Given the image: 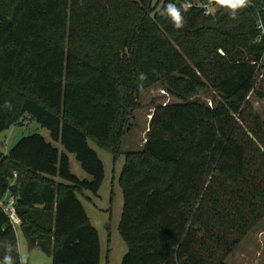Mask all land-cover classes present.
Masks as SVG:
<instances>
[{
    "label": "trees",
    "instance_id": "16d2710c",
    "mask_svg": "<svg viewBox=\"0 0 264 264\" xmlns=\"http://www.w3.org/2000/svg\"><path fill=\"white\" fill-rule=\"evenodd\" d=\"M168 3L182 28L162 15ZM212 3L214 14L210 0H0V133L35 120L91 176L79 180L40 134L0 154V200L15 198L26 237L53 264L101 262L80 199L105 177L89 141L124 156L121 264H225L264 218V124L248 100L264 0L235 18ZM157 83L180 101L156 106L142 149L122 153L139 97ZM207 86L219 95L212 106L193 99ZM6 257L22 264L0 207Z\"/></svg>",
    "mask_w": 264,
    "mask_h": 264
},
{
    "label": "rangeland",
    "instance_id": "374dc122",
    "mask_svg": "<svg viewBox=\"0 0 264 264\" xmlns=\"http://www.w3.org/2000/svg\"><path fill=\"white\" fill-rule=\"evenodd\" d=\"M199 3V0H194ZM207 11L214 14L215 8L209 6ZM255 86L249 95V104L264 124V64L259 67ZM213 98L219 95L210 87L202 89L193 99L213 105ZM180 100L157 83L145 90L139 97V108L133 113L129 130L123 138L122 153L136 152L142 149L146 139L151 115L156 106L166 103H178ZM32 134H40L52 143L59 152L68 155L70 171L79 180H91L75 155L68 153L60 142L53 141L48 129L38 122L28 119L0 133V154L8 151L22 138ZM91 148L97 153L104 165L105 177L97 195L85 191L86 198L80 197L86 213L97 229L101 244L100 264H121L127 252V245L119 231L123 210V190L119 178L124 164V156L114 159L106 149L89 141ZM61 182V180L59 181ZM20 260L22 264H53L50 252L42 250L26 237L21 226L16 227ZM225 264H264V218L240 242L235 251L225 259Z\"/></svg>",
    "mask_w": 264,
    "mask_h": 264
},
{
    "label": "clouds",
    "instance_id": "9594fccd",
    "mask_svg": "<svg viewBox=\"0 0 264 264\" xmlns=\"http://www.w3.org/2000/svg\"><path fill=\"white\" fill-rule=\"evenodd\" d=\"M214 4L221 8L227 9L231 12L232 17L235 18L237 10L244 9L251 5V0H214ZM184 11H187L191 5L185 7V4L182 5ZM165 12L162 15H166L174 27L180 29L184 26V18L181 12V8H178L173 3H168L165 7ZM4 264H12V260L9 257L5 258Z\"/></svg>",
    "mask_w": 264,
    "mask_h": 264
},
{
    "label": "built area",
    "instance_id": "2783aa9c",
    "mask_svg": "<svg viewBox=\"0 0 264 264\" xmlns=\"http://www.w3.org/2000/svg\"><path fill=\"white\" fill-rule=\"evenodd\" d=\"M213 0H210L211 4H205V8H209L210 5H212ZM207 14H210L208 11H206ZM258 29L260 32V35L258 37V41H262L264 44V24L259 23L258 24ZM264 64V52L262 55V58L258 64L260 67L261 65ZM0 207L4 211V213L8 216L9 222L11 226H13L15 229L16 227L20 226L22 224V220L20 216L17 213V208H16V201L13 196H8L5 199L0 200Z\"/></svg>",
    "mask_w": 264,
    "mask_h": 264
},
{
    "label": "water",
    "instance_id": "95a60500",
    "mask_svg": "<svg viewBox=\"0 0 264 264\" xmlns=\"http://www.w3.org/2000/svg\"><path fill=\"white\" fill-rule=\"evenodd\" d=\"M206 26L208 29H214V30L218 29V23L216 20H211L207 22Z\"/></svg>",
    "mask_w": 264,
    "mask_h": 264
},
{
    "label": "crops",
    "instance_id": "0c3cea01",
    "mask_svg": "<svg viewBox=\"0 0 264 264\" xmlns=\"http://www.w3.org/2000/svg\"><path fill=\"white\" fill-rule=\"evenodd\" d=\"M3 155H6V154H3Z\"/></svg>",
    "mask_w": 264,
    "mask_h": 264
}]
</instances>
